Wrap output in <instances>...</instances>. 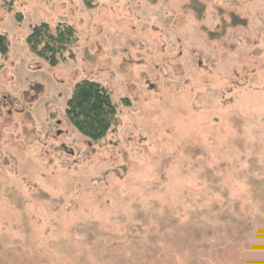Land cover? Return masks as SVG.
Masks as SVG:
<instances>
[{
	"label": "rangeland",
	"instance_id": "rangeland-1",
	"mask_svg": "<svg viewBox=\"0 0 264 264\" xmlns=\"http://www.w3.org/2000/svg\"><path fill=\"white\" fill-rule=\"evenodd\" d=\"M61 22L51 64L27 37ZM0 34V264H264V0H0Z\"/></svg>",
	"mask_w": 264,
	"mask_h": 264
},
{
	"label": "trees",
	"instance_id": "trees-1",
	"mask_svg": "<svg viewBox=\"0 0 264 264\" xmlns=\"http://www.w3.org/2000/svg\"><path fill=\"white\" fill-rule=\"evenodd\" d=\"M76 39V29L71 24L61 22L54 28L49 23H42L33 28L27 44L33 54L56 64L73 55L65 56L69 45ZM6 40V36L0 34V47L4 51ZM116 112L117 106L110 92L100 82L90 79L76 83L66 107L71 123L84 136L96 141L107 135Z\"/></svg>",
	"mask_w": 264,
	"mask_h": 264
}]
</instances>
